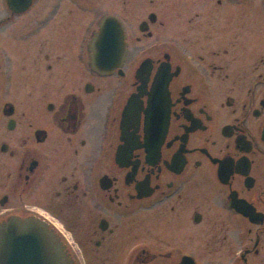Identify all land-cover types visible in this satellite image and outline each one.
I'll use <instances>...</instances> for the list:
<instances>
[{"label": "flooded vegetation", "instance_id": "1", "mask_svg": "<svg viewBox=\"0 0 264 264\" xmlns=\"http://www.w3.org/2000/svg\"><path fill=\"white\" fill-rule=\"evenodd\" d=\"M12 215L73 264H264V0H0Z\"/></svg>", "mask_w": 264, "mask_h": 264}, {"label": "water", "instance_id": "2", "mask_svg": "<svg viewBox=\"0 0 264 264\" xmlns=\"http://www.w3.org/2000/svg\"><path fill=\"white\" fill-rule=\"evenodd\" d=\"M111 19L106 18L97 38L91 44L121 40V32H112ZM102 55L111 52L103 48ZM95 67H111L94 58ZM0 264H73L64 244L56 232L39 218L12 215L0 222Z\"/></svg>", "mask_w": 264, "mask_h": 264}]
</instances>
